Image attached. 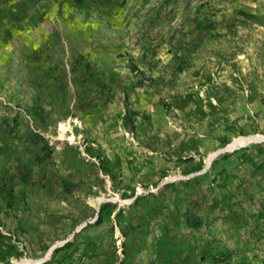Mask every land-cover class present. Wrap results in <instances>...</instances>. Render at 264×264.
<instances>
[{"label":"rangeland","instance_id":"obj_1","mask_svg":"<svg viewBox=\"0 0 264 264\" xmlns=\"http://www.w3.org/2000/svg\"><path fill=\"white\" fill-rule=\"evenodd\" d=\"M21 2L55 11L41 78L97 117L82 132L103 158L97 188L65 199L83 231L41 232L5 264L53 242L49 264H264V0Z\"/></svg>","mask_w":264,"mask_h":264},{"label":"crops","instance_id":"obj_2","mask_svg":"<svg viewBox=\"0 0 264 264\" xmlns=\"http://www.w3.org/2000/svg\"><path fill=\"white\" fill-rule=\"evenodd\" d=\"M21 1L0 0V264L16 259L41 232L65 225L69 237L83 231L88 216L77 218L65 199L97 188L103 158L82 132L94 130L97 117L72 103L57 104V90L41 78L40 54L49 58L55 11H17ZM61 123L73 141L59 138ZM95 213L96 220L99 209ZM96 228L98 234L103 227Z\"/></svg>","mask_w":264,"mask_h":264},{"label":"trees","instance_id":"obj_3","mask_svg":"<svg viewBox=\"0 0 264 264\" xmlns=\"http://www.w3.org/2000/svg\"><path fill=\"white\" fill-rule=\"evenodd\" d=\"M220 176L226 174V171L225 170H221L219 173H218ZM215 181V180H214ZM174 183H168L166 184V186H172ZM226 184V181H225V178L222 179V181L220 183H218V187H222V186H225ZM108 206V204H107ZM118 215V213L116 214ZM102 221V208L100 209L99 211V214H98V217L97 219L95 220L94 224H99L100 222ZM186 222L189 226L191 227H197L200 223H201V220L199 219V217H197L196 215H194L192 212H187L186 213ZM1 236V235H0ZM69 245V242L65 243V246ZM11 247L8 248V251H10ZM58 250V248H56L51 256V258L41 264H49L50 260L52 259V257L54 256V253H56Z\"/></svg>","mask_w":264,"mask_h":264},{"label":"water","instance_id":"obj_4","mask_svg":"<svg viewBox=\"0 0 264 264\" xmlns=\"http://www.w3.org/2000/svg\"><path fill=\"white\" fill-rule=\"evenodd\" d=\"M258 139H259V138L255 137V136H249V137H247V141H246L245 143L252 142V141H255V140H258ZM228 149H231V148H228V147H227L226 150H228ZM219 152H220V151H217V152H215L214 155H212L211 157H209V159L207 160V163H206V167L210 164V162L213 160V158H214V157L216 156V154L219 153ZM167 182H168V181H164V182L161 183V185H163V184H165V183H167ZM85 224H86V222L83 223L82 225H80V226L77 228V230H79L80 228H82ZM54 248H55L54 246H53L52 248H50L49 251H48V253H47V255H46L43 259L34 260V262H33L32 264H40V263L46 261V260L50 257V254L52 253V251H53Z\"/></svg>","mask_w":264,"mask_h":264},{"label":"bare ground","instance_id":"obj_5","mask_svg":"<svg viewBox=\"0 0 264 264\" xmlns=\"http://www.w3.org/2000/svg\"><path fill=\"white\" fill-rule=\"evenodd\" d=\"M214 155V154H213ZM34 261H26V262H24V263H22V264H32Z\"/></svg>","mask_w":264,"mask_h":264}]
</instances>
